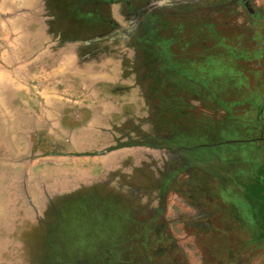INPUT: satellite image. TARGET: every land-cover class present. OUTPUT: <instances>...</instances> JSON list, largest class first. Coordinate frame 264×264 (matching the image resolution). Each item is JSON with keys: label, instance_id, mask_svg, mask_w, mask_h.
<instances>
[{"label": "rangeland", "instance_id": "374dc122", "mask_svg": "<svg viewBox=\"0 0 264 264\" xmlns=\"http://www.w3.org/2000/svg\"><path fill=\"white\" fill-rule=\"evenodd\" d=\"M52 1L47 0L52 5L47 21L55 37L76 41L82 55L118 61L121 76L128 78L118 86L125 95L120 101L128 105L119 111L104 104L91 113L75 97L64 104L52 97L45 111L36 96L32 120L16 108L0 110V168L8 169L7 176L0 172L6 186L0 192V264H264V243L250 242L255 233L243 225L247 205L236 192L245 169L264 166V113L256 121L248 107L258 93L264 96V20L229 0H209L205 16L183 12L177 16L181 24L157 33L158 52L146 44L145 57L128 32L78 30ZM252 4L264 11V0ZM109 10L117 15V6ZM117 20L130 29L131 18ZM168 37L173 42L165 49L159 39ZM163 57L183 63L189 91L165 81ZM78 95L83 102L93 98ZM179 95H187L188 114H171L168 122L187 128L196 156L215 160L183 167L184 158L168 148L121 145L166 136L156 129L153 112ZM19 117L26 118L24 127L13 126ZM204 139L218 146L199 147ZM227 161L237 167L224 186ZM49 169L83 174L71 184L52 186L45 174ZM175 170L162 190L166 175ZM255 188L258 210L264 208V191ZM73 223L79 241L64 235V227ZM84 223L93 227L82 231ZM75 243L78 251L90 253L86 260L52 261V247L66 253Z\"/></svg>", "mask_w": 264, "mask_h": 264}, {"label": "crops", "instance_id": "0c3cea01", "mask_svg": "<svg viewBox=\"0 0 264 264\" xmlns=\"http://www.w3.org/2000/svg\"><path fill=\"white\" fill-rule=\"evenodd\" d=\"M49 7L47 0H0V110L16 108L32 120L31 100L36 96L43 99L40 107L45 111L52 97L63 104L75 97L91 113H99L104 104L123 110L128 102L120 101L125 95L119 88L128 78L121 76L118 61L82 55L76 41L56 38L47 21ZM78 93L93 98L76 100ZM25 123L17 119L15 127Z\"/></svg>", "mask_w": 264, "mask_h": 264}, {"label": "trees", "instance_id": "16d2710c", "mask_svg": "<svg viewBox=\"0 0 264 264\" xmlns=\"http://www.w3.org/2000/svg\"><path fill=\"white\" fill-rule=\"evenodd\" d=\"M55 1L56 3H59V7L62 10V16L64 17V19H67L69 24L78 30L81 29L85 31L94 30L95 33H101L98 32L99 30H96V28L100 27L101 25H106L107 18L104 17L103 11L102 9H100V6L101 4L103 6V3H107L108 0H55ZM256 15L257 16L255 17L264 20L263 10L258 11ZM91 28H95V29H91ZM151 37L153 38V35H151L150 38ZM152 38L149 39L150 41L149 44L150 45L154 44L156 46V52H158L157 47L159 46L156 44L155 42L156 40H153ZM152 47L153 49H155L154 46ZM263 54H261V56ZM162 60H163L162 65L163 67L164 66L166 67L168 73L167 76L165 77V81H170L171 87L177 89L180 87L184 91L185 90L189 91V74L184 75L180 71V69L183 68V63L174 62L173 64V62H171L170 59H167L165 57H163ZM188 63L189 61L186 62V64ZM153 71L155 72V68L153 69ZM258 94L259 95L257 97H254L252 103L250 102L251 105L248 104L249 109L252 112H254L256 121L259 120L260 116L264 113V96H262L260 93ZM179 96L181 97L175 98L173 103L171 102V104H167V106L163 104V108L162 105L158 106L155 112H153L155 118L158 120L156 129H158L159 127V129H162L163 132H168L166 136L147 135L146 136L147 138H145V140L143 141L140 142L130 141L127 144L123 143L121 145L136 144V145H145L149 147H165L170 150H175L179 156L184 158L185 162L183 167H189V161L191 162V164H195L201 161L212 162L213 160H215L210 158L207 159L200 158L199 156H196L195 153L198 150L193 149L194 146L196 145V142L194 141L189 142V132L187 131V128H179L176 125L172 124L171 122H168V120H170L169 116L171 114H174L175 117L177 118L181 117V115L186 116L188 114L187 111H188L189 103L184 100V99L187 100L186 97L187 95L184 96L179 95ZM222 101L223 100L221 99L222 106H224L223 104L226 102L224 101L222 102ZM222 108L224 109V107ZM247 118L254 119V116L252 117L248 116ZM204 141L205 142L203 144L200 143L202 144V146L199 147H205L209 150L215 146H218V145H213V143L215 142H213L211 139H204ZM233 165L235 164H232L231 162L227 161L225 166H222L223 171H225L227 175H224L222 177L223 181L222 180L220 181L221 185L225 186V183H227L228 176L230 174L234 175L233 169L237 166H233ZM207 171L211 172V170H207ZM175 173L176 170L169 172L168 175H166V178L163 180V183L161 185L162 190H166L168 188L171 179ZM241 177H243V182L237 184L236 192L237 195L242 196L244 203L247 205L244 209V212L246 213V217L244 219L245 221H243V225L252 228L255 233V236L251 239L250 242H258L260 244L261 243L263 244L264 243V208H259L258 210H256L253 205V200L258 199L259 198L258 195H260L259 189L255 188L256 186L257 188L260 187L264 191V166H261V168H258L257 170H255V168L253 167L247 168L243 171ZM243 184H246L248 188L245 187L242 189ZM240 188L242 189L241 191L239 190ZM75 225L76 223L69 225L68 227L71 226L69 229L67 226L64 227V231H65L64 235L71 236L79 241L80 237L74 234L77 232L75 231ZM90 226L91 228L93 227L90 223H88L87 225L84 223L83 229L82 228L79 229L84 231L87 230L88 227ZM78 245L79 244L75 243L74 246H70L71 249H69L66 253H64V251L60 253V250L57 247H52L55 254L53 256L52 261L59 262L61 260L65 262L68 258L70 260V258L73 259V257L75 258L78 257L81 258V260H86V256H88L90 253L87 251H85L84 253L78 251L79 250ZM75 248L77 249V251H75L76 250ZM57 258H59L60 260H58Z\"/></svg>", "mask_w": 264, "mask_h": 264}, {"label": "flooded vegetation", "instance_id": "af4514ba", "mask_svg": "<svg viewBox=\"0 0 264 264\" xmlns=\"http://www.w3.org/2000/svg\"><path fill=\"white\" fill-rule=\"evenodd\" d=\"M208 1L209 0H108L107 3H103V6L102 4L100 6L104 17L107 18L106 25H101L100 27H97L96 30L103 29L105 30V33H113L115 31L128 32L131 34L132 38L134 37L135 39L136 37L138 48L143 50L144 56L146 57L148 56L146 54V44H149V39L152 38H150L151 35H153L152 39L155 40L157 38L156 34L162 31V29L167 28L168 25H171L172 23H174V26H176V24H181L182 22L177 19V16L181 15L183 12H195V10H197V13H202L197 15L205 16L204 11L209 10L210 8L208 6ZM228 2L232 6H241L244 10L249 12L251 16H257L256 14L259 8L252 4V0H229ZM112 5L117 6L116 14L118 16L120 15L124 18H131L129 21L130 29L124 30V28L122 29V26L118 24V16L111 14L109 10V6ZM123 6L128 9L126 13H123ZM193 15L194 14L190 13V16ZM199 20L200 21H198V24L203 23L201 19ZM198 24H196V26H199ZM159 40L164 41L165 49L170 48L173 42L172 37L165 39L161 38ZM153 80L157 81L156 84H160L161 82V78L158 77H154ZM171 152H174L176 155H178L175 150H171ZM110 160L111 159L109 158H106L105 160L102 159L105 164H108Z\"/></svg>", "mask_w": 264, "mask_h": 264}, {"label": "bare ground", "instance_id": "6f19581e", "mask_svg": "<svg viewBox=\"0 0 264 264\" xmlns=\"http://www.w3.org/2000/svg\"><path fill=\"white\" fill-rule=\"evenodd\" d=\"M21 119H22L21 117L18 118V120H21ZM25 119H23V120H25ZM13 126L15 127L16 125L13 124ZM0 172L4 173L5 174L4 176H7L8 169L6 167L0 168ZM45 174H46L47 183L49 185H52V186H62L63 185V186H65V185L73 183L72 181H74L75 179L81 178L83 173L80 171L79 172H75V171L72 172V171H64L61 169H49L46 171ZM5 187L6 186L4 185V181L2 180L1 175H0V192L5 191Z\"/></svg>", "mask_w": 264, "mask_h": 264}]
</instances>
